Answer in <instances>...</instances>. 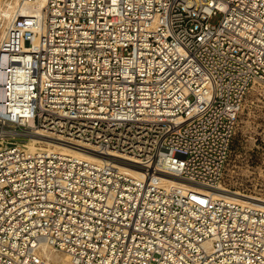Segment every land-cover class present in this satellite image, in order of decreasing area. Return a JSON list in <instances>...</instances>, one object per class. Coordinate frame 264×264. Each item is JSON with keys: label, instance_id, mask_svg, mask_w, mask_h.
I'll return each mask as SVG.
<instances>
[{"label": "built area", "instance_id": "1", "mask_svg": "<svg viewBox=\"0 0 264 264\" xmlns=\"http://www.w3.org/2000/svg\"><path fill=\"white\" fill-rule=\"evenodd\" d=\"M9 7L0 264H55L45 247L67 264H264V208L166 178L222 186L244 99L264 86V0Z\"/></svg>", "mask_w": 264, "mask_h": 264}, {"label": "rangeland", "instance_id": "2", "mask_svg": "<svg viewBox=\"0 0 264 264\" xmlns=\"http://www.w3.org/2000/svg\"><path fill=\"white\" fill-rule=\"evenodd\" d=\"M8 2L10 0H0V10L8 9ZM221 19V14L215 15L211 23L218 25ZM175 180L191 187L264 204V86H254L244 99L222 186L212 189L186 183L179 178Z\"/></svg>", "mask_w": 264, "mask_h": 264}, {"label": "bare ground", "instance_id": "3", "mask_svg": "<svg viewBox=\"0 0 264 264\" xmlns=\"http://www.w3.org/2000/svg\"><path fill=\"white\" fill-rule=\"evenodd\" d=\"M45 2V0H40V5H42L43 3ZM9 3V2H8ZM14 9L9 7L8 9H1L0 10V29H1V26L2 29H6L9 25V22H10V18H11V15L13 13ZM2 34V33H1ZM1 34H0V38H1ZM57 146L56 148L62 150V151H65V152H68V153H72L73 155L77 156V157H80V158H84V159H87V160H91V161H103V160H106L105 158L91 152V151H88V150H84V149H75L73 147H69V146H66V145H61V144H58V143H55ZM31 150H34V147L31 146ZM122 164L123 167L127 168L128 170H130V172L135 175V176H138V177H141L142 176V172L143 170L139 167V166H136L135 164H131L130 162H120ZM167 180H169L171 183H173L174 185L178 186V187H181V188H184V189H188V188H194V187H191L190 185H186V184H180L179 182H177L175 180V177H171V176H167L166 177ZM181 179V178H179ZM183 180V179H181ZM185 181V180H183ZM186 183H190L188 181H185ZM190 184H193V183H190ZM196 185V184H194ZM197 186H201V185H197ZM206 187V186H204ZM197 189H200V188H197ZM206 193H208L209 195L213 196V197H216V198H224V199H228V200H235V201H239V202H246V203H249V204H252L254 206H257V207H261V208H264V204H260V203H257L255 201H249L245 198H240V197H235V196H232V195H224L223 193L221 192H216V191H211V190H203V189H200ZM221 191H225V190H221ZM42 254L49 260V261H52L53 263L55 264H58L59 262H63L65 264L68 263L69 261V258L66 257V256H62L61 254H59L58 252L54 251V250H51L49 247H45L42 251Z\"/></svg>", "mask_w": 264, "mask_h": 264}]
</instances>
